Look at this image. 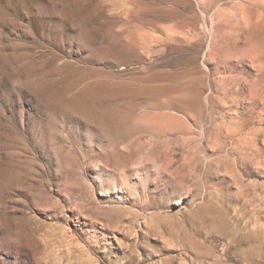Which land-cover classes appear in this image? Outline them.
I'll return each instance as SVG.
<instances>
[{"label":"rangeland","instance_id":"374dc122","mask_svg":"<svg viewBox=\"0 0 264 264\" xmlns=\"http://www.w3.org/2000/svg\"><path fill=\"white\" fill-rule=\"evenodd\" d=\"M0 264H264V0H0Z\"/></svg>","mask_w":264,"mask_h":264}]
</instances>
